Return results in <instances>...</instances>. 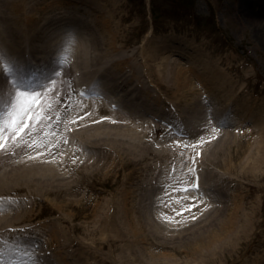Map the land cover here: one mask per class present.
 Segmentation results:
<instances>
[{"label": "rangeland", "instance_id": "rangeland-1", "mask_svg": "<svg viewBox=\"0 0 264 264\" xmlns=\"http://www.w3.org/2000/svg\"><path fill=\"white\" fill-rule=\"evenodd\" d=\"M62 1L63 5L66 4L69 7L74 17L82 18L84 14L85 26L83 23L81 33H76L75 22H71L69 29L67 27L58 28L68 18L67 15L63 17L62 13L66 10V6H61V1L57 3L50 0L31 1L30 8L33 7L32 11H35L32 12L33 16L36 14L38 17L36 10L43 7V12H40L43 18L34 20L33 24L41 25L45 20H49L47 25L49 28L53 24L57 26L59 22L60 24L51 30L50 39L56 37L54 30L62 32L63 36L67 34L71 41L81 39L85 52H91V40L95 37L102 38L105 42L114 38L115 44L118 37L120 44L132 53V57L127 61L126 73L121 78L130 81L127 85L141 90L142 95L146 94V90L151 94V98L147 97L149 99L153 97L159 102L167 98L176 111L175 113L167 111L165 114L171 113L177 116L178 112L185 111L184 101L173 99L174 94L176 97L185 99L186 96H195L198 91L208 90L205 83L206 71H204L207 65L206 60H208L207 55L213 56L211 69L226 77L228 85L233 86V97L239 98L238 101L241 103L239 108L235 107L240 109V112L255 110L256 114H249L241 121H229L225 125L216 122L217 117L209 114L212 125L203 126L197 131V136L181 135L183 137H178L167 131L166 139L162 142L166 144L162 147V144L152 143L153 141L150 142L147 137L141 138L140 143H148L152 151L157 148L164 149L162 157H169V162L176 165L175 173L178 175V184H175L173 189L169 185L167 188V191L173 190L175 198L185 195L202 198V195L197 194L196 184L198 178L203 179L207 170H214L215 179H219L222 174L223 183L230 177L232 181L226 189H235L234 194L232 192L224 196L223 199L227 200V203L220 205L218 201H211L212 204H217L214 210L211 208L207 212L201 210V208H207V203H203L200 208L196 206L197 210L190 214L180 215L176 214L175 210L168 209V213L161 211V216H154L151 213L145 217L135 211L138 203L135 195L142 185L139 180L134 179L132 183L133 180L126 179L129 168L135 166L136 163L127 161L120 164L118 168L117 159L100 161L109 149L117 150L118 146H128V140H133L135 138L133 133H139V129L133 122L121 117L113 119V126L103 125V130H93L101 136H94L95 138L89 140L88 138H92L90 131H82L92 123L90 108L76 107L75 94L67 90L63 101L58 105L60 113L54 115L49 124L44 126L42 132L37 133L33 143L26 147L23 153L38 157L39 152L43 154L45 149L57 144L60 153H64L68 148L70 155L66 159L67 165L78 162L82 169L85 168L90 173L79 183L80 179H77L76 172L69 170L64 172L63 179L66 180V184L62 188L63 202L60 204L58 200L60 195L55 183L49 184L46 188H38L35 182L28 181L29 171L25 175L12 171L16 176L14 181L18 179V183L23 188L12 195L15 201L14 207L11 204L3 206L4 201L0 200V205L3 206V209L0 207V213L2 215L14 214L18 218L16 230L24 227L34 232L28 233V235L32 234L37 237L33 239L34 242L28 241L30 243L29 252L38 258L37 249L52 251L58 264L93 260L92 254L88 251L89 240L85 239L82 234L83 225L93 222L95 225L99 219L107 218L106 205L110 200L111 206L114 204L117 206V212H113V218L116 222L118 221L119 225L128 227L136 224L141 229L139 234L131 232L127 240H122V248H142L144 250L142 257L149 262L157 258H153L154 255L151 256L150 253L149 258L144 257L148 251L159 252L160 258L164 257L162 260H172V264H175V260L176 264H211L209 260L213 257L212 254H218L214 253L215 250L210 254H205L198 251L199 245L195 247L191 245L203 233L216 231L213 228L220 227L217 215L222 210L226 207L234 210L238 203L242 202V212L252 215L254 224L249 232L238 234L235 244L223 247L220 262L215 264H264V137L259 134L262 132L258 130L259 124L263 123L262 126H264V13H257L264 12V0H86L89 3L87 7L81 8L78 5L82 12H78L79 8L75 6L79 0ZM15 4V0H0V26L10 24L15 29L9 17L11 5ZM256 16H260L258 18L260 22L256 20ZM34 34L36 36L39 33L35 31ZM15 37H19L18 43L20 44L22 38L18 35ZM7 40L9 39L4 37L0 43L5 45ZM174 40L175 46L171 43ZM35 43L38 44L39 41L35 40ZM69 50L75 51L76 49L70 46ZM69 50L66 46L63 48L66 52ZM2 53L0 52L3 58L0 60V69L8 64ZM200 53L203 54L200 55ZM68 55L70 57L67 60L70 62L74 56L72 53ZM193 59L195 60L192 62ZM79 60H83V55L79 57ZM155 62L159 63L161 81L169 88H159L155 84V79L147 74V71L156 64ZM62 64H65V61ZM16 67L20 68L23 73L29 70L28 64L24 61L21 66ZM130 68L136 71V75L131 77H137L138 82L142 81L141 85L136 84V79L130 77ZM75 76L77 79L78 76ZM21 80L28 82L27 79ZM2 83L1 78L0 86ZM223 98L216 100L220 107L232 108L233 106L229 103L230 98ZM160 104L164 106V103L160 102ZM115 109L123 110L122 107L117 106ZM141 115L145 120L162 122L167 128L171 125L170 121H162L146 113ZM105 116L101 114L99 117L104 120ZM60 134L63 136L59 140ZM184 138L186 141H180ZM190 142L193 143L190 144ZM69 143H71L70 146ZM255 143L259 145L256 151L253 149ZM94 145L100 146L101 151L97 152ZM175 145L178 147L176 151L167 150L175 148ZM221 146L224 150H221L217 156L219 166L211 162L210 152ZM185 147L191 148V156L184 162L175 161V155L180 157L185 154V150L188 149ZM72 152L77 154L73 156ZM55 154H50L46 158H53ZM256 154L258 158L260 157V162L252 166L249 158ZM86 156L95 160L91 162L90 159H86ZM198 159L205 162L204 167L196 165ZM95 162L103 164L105 174L92 171ZM212 165L216 167L212 169ZM11 166H13V161L9 158L0 162V180L4 175V170ZM28 168L30 169V166ZM145 170H141L140 174ZM43 172L33 171L38 174ZM235 177L239 178V181ZM9 178L13 180L11 176ZM70 181L75 183L74 187ZM239 187L244 190H240ZM165 189L164 187L162 190ZM238 192L240 194L237 197ZM28 194L38 198L32 206H29L24 197H21L25 195L27 198L30 196ZM5 196L7 195L0 191V199ZM133 197H135L134 200H132ZM187 200L176 199L175 203H178L176 209L186 206ZM161 204L160 207L165 206V199L161 201ZM127 207L133 208V213L126 221H122L126 219L122 214ZM103 209L105 211L102 212ZM110 225L113 228L109 226L97 232V235L100 237L117 236V227L112 225V217ZM39 227L38 232L36 229ZM25 241L27 240L23 238V242ZM3 242L4 240L0 242V250H3L1 248ZM7 246V253L16 257L15 253H21V246H24V243H8ZM60 250L75 261L65 260L62 263ZM117 253L118 251H115V254ZM208 255L210 258L206 259ZM109 259L106 263L98 264H123L120 261Z\"/></svg>", "mask_w": 264, "mask_h": 264}, {"label": "bare ground", "instance_id": "bare-ground-1", "mask_svg": "<svg viewBox=\"0 0 264 264\" xmlns=\"http://www.w3.org/2000/svg\"><path fill=\"white\" fill-rule=\"evenodd\" d=\"M31 1L33 0H15L16 4L11 5L9 17L16 30L10 24L0 26V40L4 37L9 39L6 41L5 45L0 43V52H3L2 54L8 62L6 66H2L0 69V80L1 78L3 79V83L0 86V162L8 158L13 161V166L4 170V175L0 180V191L7 195L0 199L4 201V204L2 205L11 204L14 207L15 201L14 196L12 195L23 188V186L18 183V179L14 181L16 176H14L12 171L20 172L22 175H25L29 171L30 179H28V181L32 180L35 182L38 188H46L49 184L55 183L60 195L58 196L60 204L63 202V195H61L62 188H64L66 184V180L63 179L64 172H66V170L76 172L77 179H80L79 183L90 173L85 168L82 169L78 162H73L72 164L67 165L66 159L70 155L68 148L64 153H60L57 144H53L52 147L45 149L43 154L39 152L38 157L32 154L24 155L25 148L33 143L37 133L40 131L42 132L44 126L49 124V121L53 119L54 115L60 113L58 105L63 101L67 90L75 94L76 107H80L81 109L90 108V118L92 119V123L88 125L87 129L82 131H90L92 134L90 137L92 138H88L89 140L101 136L95 131L103 130V125L113 126V119H120L121 117L130 120L137 129H139V133H133L135 138H133V140H128V146H118L117 150L109 149L100 159V161L117 159L118 168L120 164L127 161H133L136 163L135 166L129 168V171L126 174V179L133 180L132 183H134V179L139 180L142 185L138 190L137 195H135L136 201H138L135 211L140 213L139 215L147 217L152 213L154 216H161L160 212L163 210L167 213L169 210H175L176 214L185 215L194 213L197 210L196 206H199L200 208L203 203H207L206 209L201 208V210H204L205 212L210 208L214 210L215 207H217V204H212L211 201H218L217 203L220 205H222V203H227V200L224 201L223 199L224 196L229 195L232 192L234 194L235 192V189H226V186H230L229 182L232 181V179L228 176V181L226 180L223 183L222 174H220L221 177L219 179H215L214 170H207L203 179L201 177L197 179V194L202 195V198H192L188 195L175 198L172 189L175 187V184H178V175L175 173L177 169L176 165L174 166L172 162H169V157H162L161 154H164L162 152L164 149L157 148L152 151V148H150L148 143H140L141 138L147 137V140L150 142L153 141L152 143L156 142L162 144L161 147L166 144L162 143L166 139V131L162 122L145 120L141 115H144V113L162 121H168L171 119L172 122L170 127L174 131V134L180 136H197V131L201 130L204 125H212V121L209 120L210 115L214 117L216 116V119L218 120L217 122L226 123L229 121H241L242 119L247 118L249 114H256L255 110L253 112H240V109H237L240 107L241 103L238 101L239 98L233 97V86L228 85L226 77L219 75L214 69H211V60L213 56L207 55L208 60H206L207 65L204 70L206 71L205 83L208 90L198 91L195 96H186L185 99L176 97L174 94L173 99L176 98L184 101L185 111L178 112L177 116L171 113L165 114L167 111H172L174 113L176 111L175 107L167 101V98H164L163 101L159 102L156 99L155 101L153 97L152 99H149L151 98L150 93H147L145 90L146 94L142 95L140 93L141 90L139 91L135 87L127 85L130 84V81L121 78L126 73L128 65L127 61L132 57V53L128 52L124 46L120 44L118 37L116 44L114 38H110L105 42L104 39L95 37L91 40V52H85L84 43L81 39L78 41H71L69 39L70 37L66 34L71 22H75L74 26L77 27L76 33H81L82 24L84 23L85 26L84 14L82 18L74 17L72 11L69 10V7L66 4L63 5L64 2L62 0H50L54 1V3L61 1V6H66V10H63L62 13L63 17L66 15L68 17L62 26L59 25V22L57 23L60 26L58 28L67 27L65 31L66 35L63 36V34H61L62 32L59 33L54 30L56 37L55 39H50L51 30L58 25L55 26L53 24L52 27L48 28L47 25L49 20H45L41 25L33 24L34 20H41L43 18V15L40 14L43 7L41 6L40 8H37L36 13H38V17L36 14L33 16L32 12L35 11H32L33 7L30 8L29 4ZM76 4L77 5L75 6L80 5L81 8H85L89 3L86 2V0H79ZM80 7L78 6V12H82ZM257 13L262 14L264 12ZM259 17L260 16H256V20H259L260 22V19H258ZM35 31L39 33L36 34V36L34 34ZM15 35L22 38L20 44L18 43L19 37H15ZM35 40H38L39 43H35ZM31 42L33 43L31 44ZM171 43L175 46V40ZM29 44L31 45L29 46ZM24 45L26 46L24 47ZM65 46L68 50L70 46L76 50H69L68 52L63 51ZM71 53L74 56V59L68 62L67 59L70 57L68 54ZM202 54L203 53H200V55ZM81 55H83L82 61L79 60ZM0 60H3L1 55ZM194 60L195 59L191 61L193 62ZM23 61L27 63L28 68H30L28 73H23L20 68L16 67L21 66ZM63 61H65V64H62ZM195 64L199 66L198 63ZM147 74L155 79V84L159 88L167 87L161 81L159 63L152 66L147 71ZM75 75L78 76L77 79ZM134 75H136V71L130 68V77ZM21 79H27L28 82L22 81ZM132 79H136V84L141 85L142 81L139 80L141 82H138L137 77H133ZM144 85L146 86V84ZM19 87L23 88V90H20ZM21 92L25 93V95H20ZM85 97L89 99H86ZM223 97L226 99L227 97L230 98L229 103L233 106L232 108L224 109V107H220L216 100ZM203 98L205 100H203ZM160 102L164 103V106L160 104ZM116 106L119 108L122 107L123 110L115 109ZM101 114L106 115L107 117L105 116V119L103 120L99 117ZM250 117H252V115ZM13 119L24 129L23 132H13ZM262 125L263 123L257 126L258 130L263 133L264 126ZM262 133L259 134L264 137V134ZM158 134H160L159 137ZM59 136L60 140L63 134H60ZM116 141H118V139ZM80 142L84 144L82 141ZM191 143L193 142H190V144ZM70 145L71 143H69V146ZM258 146V143H255L253 149H255V151L258 150ZM93 147L97 148V152L101 151L99 148L100 146L94 145ZM177 149L178 147L175 145V148H168L167 150L176 151ZM185 149L187 150H185L183 156L179 157L175 155V161L184 162L191 156V148L185 147ZM221 150H224L222 146L211 150V162L219 165L217 156ZM22 153L23 156L20 157ZM29 153H31V151ZM50 154H55V157L47 159L46 157ZM76 154L77 153L72 152L73 156ZM86 159H90V156H86ZM213 159H215L216 162ZM94 160L95 159H90L91 162ZM259 160L260 157L258 158L257 154L250 157V165L254 166L257 162H260ZM196 165L204 167L205 162L198 159ZM23 166H25V168H23ZM28 166H30V169ZM211 167L214 169L216 166L212 165ZM143 169L146 170L140 174V171ZM38 170L44 172L42 174L33 173V171ZM92 171L105 174L103 164L98 162L93 163ZM10 176L13 180L9 178ZM235 178L239 181V178ZM70 183L72 184V187L75 186L74 182L70 181ZM168 185L172 189L167 191ZM157 187H160V189H157ZM161 187H165L166 189L162 190L163 188L161 189ZM227 190L229 191L227 192ZM240 190H244V188H240ZM239 194L240 193L238 192L237 197ZM28 195L30 196L27 198L25 195L21 197H24L29 206H32L38 198L31 194ZM231 196L232 195H230V197ZM134 199L135 197L132 198V200ZM164 199L165 206L160 207V205H162L161 201ZM176 199H188L187 205L180 209H176L178 207V203H175ZM208 201H210V203ZM192 202L193 204H190ZM2 205H0L1 209H3ZM174 205L177 206L173 207ZM127 208L124 209L122 214L126 219H122V221H126L131 213H133V208ZM106 209V214L108 215L107 218L99 219L95 225L94 222L92 224L88 223V225H83L82 234L85 239L89 240L88 251H90L94 259L69 263L98 264L106 263V260L109 258L115 261H120L123 264L173 263L172 260H162L164 257L160 258L159 252L153 253L148 251L144 257L149 258L150 255H154L153 258H157L149 262L142 257L144 252L142 248H122L121 241L127 240L131 232L139 234L141 229L136 224H132L128 227L119 225L117 223L118 221L116 222L113 218V212H117V206L115 204L114 206H111L110 200L106 205ZM103 211H105V209H103L102 212ZM111 217L112 225L117 227V236H98L97 232L105 230L111 226ZM217 217L220 227L213 228L216 231H210L206 234L203 233L202 236L191 245V247L199 245L198 248L200 249L198 251L205 254H210L215 250L214 253L218 254H212L213 257L209 260V263L211 264L220 262L223 247L235 244L238 240V234L240 232H249L251 226L254 224L253 216L242 212V202H239L234 210L226 207V209L222 210ZM17 220L18 218L14 214L5 213L2 215L0 213V242L4 240L1 244L3 250H0V264H58L52 251L37 249L38 252H36V254L39 255L40 258H35L29 252L30 243L28 241H33V239H36L37 237L32 234L28 235V233L34 232L27 230L24 227L16 230L18 228L16 223L19 221ZM39 229L40 227L36 230L39 232ZM23 238L27 241L23 242ZM8 243H24L25 247L21 246V253L17 252L15 253L16 255H14L16 257H12L7 253ZM115 251H118V253L115 254ZM59 255L62 257V263H64L65 260L75 261L68 258L65 252L62 253V250H60ZM209 258V255L206 256V259Z\"/></svg>", "mask_w": 264, "mask_h": 264}, {"label": "snow or ice", "instance_id": "snow-or-ice-1", "mask_svg": "<svg viewBox=\"0 0 264 264\" xmlns=\"http://www.w3.org/2000/svg\"><path fill=\"white\" fill-rule=\"evenodd\" d=\"M20 95H25V93L21 92ZM12 124L14 125L13 127V132L17 133V132H23V128L20 127V125L18 123H16V121L13 119L12 120Z\"/></svg>", "mask_w": 264, "mask_h": 264}]
</instances>
